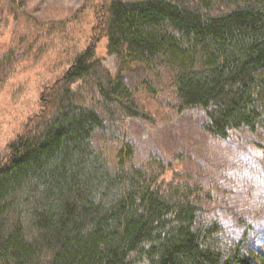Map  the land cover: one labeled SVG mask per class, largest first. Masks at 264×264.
I'll return each instance as SVG.
<instances>
[{
  "label": "trees",
  "instance_id": "1",
  "mask_svg": "<svg viewBox=\"0 0 264 264\" xmlns=\"http://www.w3.org/2000/svg\"><path fill=\"white\" fill-rule=\"evenodd\" d=\"M87 2L91 42L0 154V264H264V207L237 208L246 231L225 236L205 205L216 183L165 181L174 164H129L130 147L112 162L95 144L112 112L147 116L99 56L105 38L109 54L169 70L174 110L202 109L210 135L256 134L264 165V0Z\"/></svg>",
  "mask_w": 264,
  "mask_h": 264
},
{
  "label": "rangeland",
  "instance_id": "2",
  "mask_svg": "<svg viewBox=\"0 0 264 264\" xmlns=\"http://www.w3.org/2000/svg\"><path fill=\"white\" fill-rule=\"evenodd\" d=\"M87 1L0 0V154L8 152L9 143L39 112L45 84L91 42L94 19ZM97 52L113 74L126 77L138 89L137 105L147 116L112 112L108 131L95 144L112 162H117L122 147L125 153L130 147L131 155H125L129 164L161 159L166 165L174 164L163 176L165 181L194 184L197 178L206 185L216 183L206 196L207 212L220 217L225 236L244 233L246 228L237 225L233 213L240 207L261 213L264 207L261 139L248 129L235 131L227 139L210 135L202 109L174 110L169 70H144L111 55L105 38ZM263 219H255L258 237L253 238L264 251Z\"/></svg>",
  "mask_w": 264,
  "mask_h": 264
}]
</instances>
